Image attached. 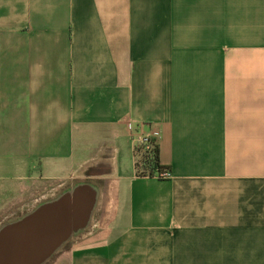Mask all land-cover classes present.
<instances>
[{"label": "crops", "instance_id": "1", "mask_svg": "<svg viewBox=\"0 0 264 264\" xmlns=\"http://www.w3.org/2000/svg\"><path fill=\"white\" fill-rule=\"evenodd\" d=\"M80 185L52 264H264V0H0V226Z\"/></svg>", "mask_w": 264, "mask_h": 264}, {"label": "water", "instance_id": "2", "mask_svg": "<svg viewBox=\"0 0 264 264\" xmlns=\"http://www.w3.org/2000/svg\"><path fill=\"white\" fill-rule=\"evenodd\" d=\"M93 203V191L80 185L10 222L0 232V264H45L86 226Z\"/></svg>", "mask_w": 264, "mask_h": 264}, {"label": "trees", "instance_id": "3", "mask_svg": "<svg viewBox=\"0 0 264 264\" xmlns=\"http://www.w3.org/2000/svg\"><path fill=\"white\" fill-rule=\"evenodd\" d=\"M135 172L137 176H157L159 179H166L164 173L169 169L160 162V150L157 142L152 138L148 139L146 145L135 144Z\"/></svg>", "mask_w": 264, "mask_h": 264}, {"label": "built area", "instance_id": "4", "mask_svg": "<svg viewBox=\"0 0 264 264\" xmlns=\"http://www.w3.org/2000/svg\"><path fill=\"white\" fill-rule=\"evenodd\" d=\"M151 138L149 135L145 136V135H135L134 139H135V144H143L146 145L148 143V139ZM164 177H169V173H164L163 174Z\"/></svg>", "mask_w": 264, "mask_h": 264}, {"label": "rangeland", "instance_id": "5", "mask_svg": "<svg viewBox=\"0 0 264 264\" xmlns=\"http://www.w3.org/2000/svg\"><path fill=\"white\" fill-rule=\"evenodd\" d=\"M10 221V220H9ZM6 222H2L1 225H4ZM69 243H65L62 247H60L50 258L49 260L45 263V264H52L56 258L58 257V255L60 253H62V251H64L65 249H67L69 247Z\"/></svg>", "mask_w": 264, "mask_h": 264}, {"label": "bare ground", "instance_id": "6", "mask_svg": "<svg viewBox=\"0 0 264 264\" xmlns=\"http://www.w3.org/2000/svg\"><path fill=\"white\" fill-rule=\"evenodd\" d=\"M9 223H10V222L5 223L4 225H1V226H0V232H1V231H4L6 228H8L7 226H9ZM6 230H7V229H6ZM80 230H81V229H80ZM78 231H79V230H78ZM78 231H73V232H71L70 237L73 236L74 234H76Z\"/></svg>", "mask_w": 264, "mask_h": 264}]
</instances>
